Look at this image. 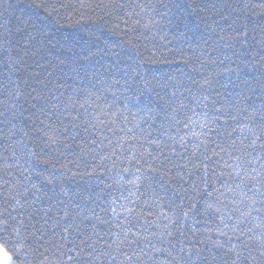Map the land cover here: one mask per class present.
Listing matches in <instances>:
<instances>
[{
	"label": "snow or ice",
	"instance_id": "snow-or-ice-1",
	"mask_svg": "<svg viewBox=\"0 0 264 264\" xmlns=\"http://www.w3.org/2000/svg\"><path fill=\"white\" fill-rule=\"evenodd\" d=\"M51 7L55 11V6ZM223 7L228 10L223 19L231 32L220 39L233 49L225 59L236 63L235 69L226 71L237 72V81L247 86L249 82L239 75L244 71L241 64L255 67V60L264 80V0H236ZM6 32L7 43L0 42V56L11 71L7 83L0 82V117L11 125V134L0 136V264H46L50 251L57 264H264V91L258 103H249L251 92L246 95L247 89L229 77L237 90L227 98L217 93L221 97L217 100L207 92L212 84L208 76L200 83L205 91L196 92L180 77H166L161 83L151 75V68L128 65L121 77L113 78L114 85L123 81L119 96L127 113L117 129L111 127L113 120L88 111L91 94L81 102L76 92L57 93L59 78L53 84L31 71L25 57L31 55L35 37L15 39L10 38L11 29ZM249 32L253 33L251 40ZM193 56L199 67L191 70L201 71L205 60L195 53ZM21 66L28 70V77L22 79L17 74L12 80V72L19 73ZM179 72L187 75L185 69ZM112 94L117 96L115 91ZM21 97H25L24 103ZM78 109L84 110L83 120ZM24 120L35 126L33 143L23 137L14 139L16 122ZM105 129L115 138L106 135ZM81 130L88 137L76 145L80 149L77 157L98 156L101 162L123 158L135 168H123L115 179L129 193L128 197L121 193L128 203L115 198L108 207L98 204L109 219L95 208L86 211L91 193L78 201L75 197L64 199L67 193L63 190H47L46 184L52 181L43 177L38 167L42 161L36 158L41 152L62 154V149L71 147L81 136ZM14 169L20 170L23 179L14 175ZM142 189L151 193L144 202L148 211L142 209L135 216V208L130 206L135 200L131 198L141 195ZM37 204H47L40 209L39 227L32 222L33 214L39 215ZM150 216L155 219L147 223L156 231L149 233L146 227L141 233L133 230V219L140 223L141 218ZM100 223L108 229L98 230Z\"/></svg>",
	"mask_w": 264,
	"mask_h": 264
},
{
	"label": "trees",
	"instance_id": "trees-1",
	"mask_svg": "<svg viewBox=\"0 0 264 264\" xmlns=\"http://www.w3.org/2000/svg\"><path fill=\"white\" fill-rule=\"evenodd\" d=\"M229 2L235 3L236 0H0V42L5 45L7 43L4 39L8 37L6 29H11L10 38L22 39L29 35L35 37L31 42V55L25 57L31 65V71L42 74L43 78L51 80L53 84L59 78V84H56L57 93L76 92L81 97V102L91 94L88 111L106 121L113 120L111 127L118 129L124 124L123 117L127 113L121 107L124 101L119 96V92L123 90V81L121 80V85H114L113 78L121 77L128 65H136L142 70L151 68V75L156 76L161 83L165 82L166 77H180L196 92L205 91L200 88V83H203V76H208L212 84L207 88V92L217 100L221 99L217 93H222L227 98L237 90L229 82L230 77L231 81L247 89L246 95L251 92L249 103L259 102L261 92L264 91L261 87L264 80L261 79V70L255 60L252 62L255 67L245 68V65L241 64L244 71L239 75L249 82L247 86L237 81V72L226 71L227 68H236V63L225 59L226 54L232 55L233 49L227 46L225 40L220 39L221 36L227 38L231 32L223 19L228 14L223 5ZM9 4L12 5L11 8H8ZM113 4L117 7H112ZM121 4L125 6L123 9L118 7ZM53 5L55 11L52 10ZM140 5L145 7L141 9ZM164 5H167V8ZM153 20L157 23H152ZM136 21L140 23L137 24ZM18 29L21 31L18 32ZM252 36L253 33L249 32L250 40ZM256 38L260 39L258 34ZM138 53L140 55H137ZM193 53L205 60L201 70L203 75L201 71L191 70L193 66L199 67L195 64ZM141 60L146 63L140 64ZM185 60L189 62L185 64ZM179 69H185L187 75L181 76ZM10 71L4 57L0 56V82L7 83L6 78ZM49 72L52 76H48ZM17 74L22 79L27 78L28 70L21 66L19 73L12 72L11 79L16 80ZM73 77L75 79H72ZM189 77L199 83H191ZM30 83L34 81L30 80ZM67 84H70L71 88H67ZM157 88L161 90L160 85ZM24 91L28 92L30 89L24 88ZM114 91L117 96H113ZM184 94L187 96V92ZM24 102L25 97H21V103ZM37 103L44 104L45 101ZM48 107H51V104H48ZM78 111L80 119L83 120L84 110ZM128 119L131 126L132 117L129 116ZM16 123L14 139L23 137L25 142L33 143V122L24 120ZM10 128L11 125L3 122L0 117V136L11 134ZM24 132L29 135L23 136ZM105 134L115 138L107 129ZM116 135L123 133L117 132ZM82 137H88V133L81 130V136L77 137L71 147L62 149V154L55 150L41 152L36 158L42 161L38 167L43 177L52 181L51 184H46L47 190H63L67 193L64 199L75 197L78 201L91 193L92 199L88 201L86 211L95 208L104 219H109V215L102 212L98 204L108 207L115 198H119L121 203H128L122 199L121 193L123 192L124 197H128L129 193L116 184L115 179L122 174L123 168H132L133 171L135 168L123 158L101 162L98 156L77 157L75 153L80 149L76 145L83 142ZM96 138L99 139V133ZM98 164L102 166L97 167ZM12 171L15 176L23 179L19 169ZM164 179L167 181V177ZM2 192L3 190H0V194ZM150 195V191L142 189L141 195L131 198L135 200V204L130 205L135 208V216H139L142 209L148 211L144 202ZM35 207L39 215L34 213L32 222L39 227L43 216L40 209L47 207V204H37ZM2 208L3 200L0 198V210ZM151 210L155 212V206ZM151 219H155V216L141 218L140 223L133 219V230L141 233L146 227L149 233L156 231L147 223V220ZM107 229V224L98 225V230ZM43 251L41 248L40 252ZM159 259L163 261L164 257L160 256ZM46 264H57L52 251L48 253Z\"/></svg>",
	"mask_w": 264,
	"mask_h": 264
}]
</instances>
